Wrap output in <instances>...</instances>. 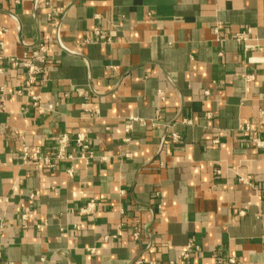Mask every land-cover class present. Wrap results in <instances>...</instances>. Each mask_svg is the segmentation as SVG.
I'll list each match as a JSON object with an SVG mask.
<instances>
[{"label":"crops","instance_id":"crops-1","mask_svg":"<svg viewBox=\"0 0 264 264\" xmlns=\"http://www.w3.org/2000/svg\"><path fill=\"white\" fill-rule=\"evenodd\" d=\"M38 43L29 87L9 58ZM63 133L90 153L24 161ZM253 139L264 0H0V264H264Z\"/></svg>","mask_w":264,"mask_h":264},{"label":"built area","instance_id":"built-area-1","mask_svg":"<svg viewBox=\"0 0 264 264\" xmlns=\"http://www.w3.org/2000/svg\"><path fill=\"white\" fill-rule=\"evenodd\" d=\"M93 34L98 41L108 42L110 40V36L106 32L98 29L97 27L93 29ZM246 38L247 37L243 32H239L235 35V39L238 41L245 40ZM46 54H47L46 46L43 43H38L36 49H33L30 52L26 51L20 58H9V61L14 66H20L22 69H24L28 86L32 87L33 85H35V83L39 80V78L43 74L44 71L43 64L46 61V57H47ZM17 94H21V90H18ZM31 98L33 100L32 105L37 106L38 97L36 95H31ZM184 121L186 123H190L189 120H184ZM133 122H136L139 125H143V126L146 124V122L143 119H140L136 116H130L129 122L127 123V128H129ZM173 138L175 139L176 135H173ZM71 139L84 152H89V145L86 135H84L83 133H76L73 136V138H70V136L67 133H63L59 137H57V150L53 157H49L47 155L41 156L38 148H35L33 151L30 152L27 145H22L23 159L24 161H28V160L43 161L44 165L48 167H53L55 166L57 161H60L65 158V150ZM253 141L256 144V146L264 147V140L253 139ZM92 206L93 203H89L87 207L83 209V211L88 212L92 208ZM23 216L25 217V215ZM134 233H135L134 236H136L137 233L136 232ZM87 250L92 251L93 248H88Z\"/></svg>","mask_w":264,"mask_h":264}]
</instances>
